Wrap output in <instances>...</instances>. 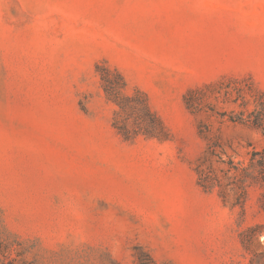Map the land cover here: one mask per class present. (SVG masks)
<instances>
[{"label":"rangeland","instance_id":"1","mask_svg":"<svg viewBox=\"0 0 264 264\" xmlns=\"http://www.w3.org/2000/svg\"><path fill=\"white\" fill-rule=\"evenodd\" d=\"M145 91L170 133L125 140L95 65ZM264 92V0H0V264H264V208L197 184L187 89ZM210 121L245 160L255 128Z\"/></svg>","mask_w":264,"mask_h":264},{"label":"trees","instance_id":"2","mask_svg":"<svg viewBox=\"0 0 264 264\" xmlns=\"http://www.w3.org/2000/svg\"><path fill=\"white\" fill-rule=\"evenodd\" d=\"M100 87L107 101L114 104L112 126L125 140L139 136L169 139L170 133L160 116L152 110L148 96L138 86L128 89L124 75L106 62L95 65ZM185 108L198 117V131L205 147L194 161L197 184L205 191L215 190L223 203L242 206L251 187L259 189L264 208V145L254 146L245 160L235 159L213 130L217 122L249 125L264 136V92L249 76H223L186 90ZM134 264H173L156 261L142 245L135 244Z\"/></svg>","mask_w":264,"mask_h":264}]
</instances>
